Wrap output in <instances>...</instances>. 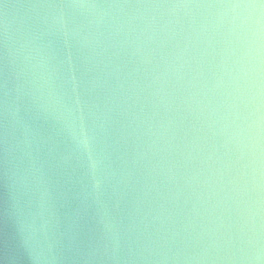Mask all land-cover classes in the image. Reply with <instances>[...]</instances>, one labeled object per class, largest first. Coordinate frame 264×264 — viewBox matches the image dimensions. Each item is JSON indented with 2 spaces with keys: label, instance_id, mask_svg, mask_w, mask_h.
I'll return each instance as SVG.
<instances>
[{
  "label": "water",
  "instance_id": "95a60500",
  "mask_svg": "<svg viewBox=\"0 0 264 264\" xmlns=\"http://www.w3.org/2000/svg\"><path fill=\"white\" fill-rule=\"evenodd\" d=\"M0 264H264V0H0Z\"/></svg>",
  "mask_w": 264,
  "mask_h": 264
}]
</instances>
